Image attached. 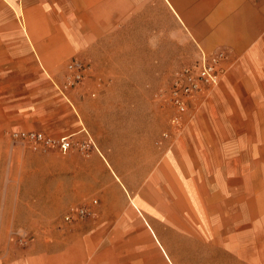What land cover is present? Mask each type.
Instances as JSON below:
<instances>
[{
  "label": "crops",
  "instance_id": "1",
  "mask_svg": "<svg viewBox=\"0 0 264 264\" xmlns=\"http://www.w3.org/2000/svg\"><path fill=\"white\" fill-rule=\"evenodd\" d=\"M217 51L226 72L208 94L220 85L235 95L239 83H254L247 95L256 101L264 87V0H0L9 134L36 129L76 141L65 152L33 151L10 137L0 146L8 153L0 162V264H119L107 256L125 232L162 247L155 216L159 184L167 190L178 160L171 129L160 134L161 157L150 121L144 135L134 129L126 138L106 123L92 137L82 103L57 83L73 60L86 68L81 83H172L202 52ZM86 195L99 206L64 222L67 207Z\"/></svg>",
  "mask_w": 264,
  "mask_h": 264
},
{
  "label": "rangeland",
  "instance_id": "2",
  "mask_svg": "<svg viewBox=\"0 0 264 264\" xmlns=\"http://www.w3.org/2000/svg\"><path fill=\"white\" fill-rule=\"evenodd\" d=\"M65 76L63 70V83L57 84L82 103L91 136L92 131L103 132L106 123L126 138L135 134L134 129L144 135L150 121L160 157L165 151L160 134L166 129H171L169 138L177 147L178 160L168 168L173 182L168 188L163 184L167 190L158 187L163 207L155 216L161 228L156 235L162 247L141 233H120L118 246L110 247V262L264 264V87L257 89L259 97L254 101L247 95L251 87L256 89L254 83H239L235 95L220 93L219 85L211 94L197 95L179 113L170 101L174 83H79L65 88ZM6 100V84L0 83V146L4 148L9 147ZM199 113H205L203 124L186 130ZM176 115L181 117L179 125L171 123ZM7 154L0 152V162H6L1 156ZM91 198L98 201L95 210L99 206L95 195H86L70 207L85 205ZM166 204L170 209L164 208Z\"/></svg>",
  "mask_w": 264,
  "mask_h": 264
},
{
  "label": "built area",
  "instance_id": "3",
  "mask_svg": "<svg viewBox=\"0 0 264 264\" xmlns=\"http://www.w3.org/2000/svg\"><path fill=\"white\" fill-rule=\"evenodd\" d=\"M224 58L223 51L210 54L202 52L196 63L184 67L182 71L178 72L172 82L175 86L171 91L170 101L176 106L179 113L185 112L190 102L197 95L210 92L219 83L226 72ZM85 70V66L75 60L67 63L63 87L67 88L81 83L86 73ZM171 123L179 125L181 117L179 115L172 117ZM9 137L13 143H19L33 151H43L49 147H57L60 151L65 152L76 144V141L71 136L53 138L46 132L36 129L15 130L9 134ZM78 144L84 150L88 147L86 142H78ZM97 203L96 198H91L85 205L72 207L64 215V222L70 223L81 220L93 213V208Z\"/></svg>",
  "mask_w": 264,
  "mask_h": 264
}]
</instances>
